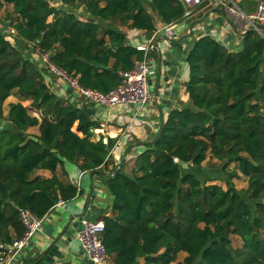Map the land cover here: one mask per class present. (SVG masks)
Instances as JSON below:
<instances>
[{
  "label": "trees",
  "instance_id": "16d2710c",
  "mask_svg": "<svg viewBox=\"0 0 264 264\" xmlns=\"http://www.w3.org/2000/svg\"><path fill=\"white\" fill-rule=\"evenodd\" d=\"M148 1L153 11L145 0H0V7L12 6L5 25L16 32L13 43L0 30V243L24 234L20 209L43 217L59 199L82 193L56 173L70 161L83 171L114 174L105 181L113 200L102 238L114 264H172L182 252L180 264H264L260 32L246 30L239 50L207 34L193 41L189 100L169 111L131 171L115 163L117 138L105 142L96 132L101 121L52 91L21 48V41L33 45L81 85L108 92L122 82L120 71L143 57L123 28L153 32L155 15L162 23L185 18L181 0ZM14 93L41 117L22 101L10 102L4 114ZM240 173L248 178L244 190L234 182ZM233 235L241 245H233Z\"/></svg>",
  "mask_w": 264,
  "mask_h": 264
},
{
  "label": "crops",
  "instance_id": "0c3cea01",
  "mask_svg": "<svg viewBox=\"0 0 264 264\" xmlns=\"http://www.w3.org/2000/svg\"><path fill=\"white\" fill-rule=\"evenodd\" d=\"M259 0H234L244 13L255 11ZM222 0H207L203 5L196 6L190 17L186 18L187 26L176 38L169 40V46L163 50H152V72L149 76L153 96L142 108L136 105L117 107H102L80 96L69 83L45 71L46 64H39L44 72L45 81L57 95L85 108L91 115L101 121L102 128L97 133L107 137L117 138L113 156L115 163H125L126 170L131 171L136 156L145 150L148 142L156 137L159 126L173 108L181 107L189 100L186 83L189 80L188 51L195 39L213 30L220 32L228 47L239 50L242 47L244 26H235L220 3ZM55 4H59L56 2ZM156 17L157 27L162 22ZM52 17L49 18L51 20ZM130 43L148 38L152 32L140 29L123 28ZM12 38V37H11ZM163 36L159 35L158 40ZM15 42V39H13ZM43 66V67H42ZM17 102V101H15ZM29 131V130H28ZM30 132V131H29ZM32 133H39L34 131ZM65 170V175H63ZM38 174L52 175L48 169L38 170ZM56 173L67 182L78 186V165L66 161L63 168ZM105 174V173H104ZM106 175V174H105ZM82 193L65 202V205H55L44 216L40 231L36 233L28 248L12 264H94L84 253L77 231L81 228L82 219H103L112 213L113 195L108 190L105 181L99 173L93 176L94 189L90 172L80 176ZM104 264H114L108 256Z\"/></svg>",
  "mask_w": 264,
  "mask_h": 264
},
{
  "label": "built area",
  "instance_id": "2783aa9c",
  "mask_svg": "<svg viewBox=\"0 0 264 264\" xmlns=\"http://www.w3.org/2000/svg\"><path fill=\"white\" fill-rule=\"evenodd\" d=\"M181 1L187 6L185 18L183 19L186 20L187 17L192 15L193 9L202 4L204 0ZM220 3L224 7L225 12L229 14L231 23L234 27L243 25L244 33L246 30L254 28L264 36V0L258 1L256 9L252 13H244L234 0H222ZM183 20L162 23L161 26L157 27L148 38L135 40L133 43L129 42L143 52V57L135 60L134 66L131 70L120 71L122 82L108 92L81 85L76 78L69 76L65 71L50 62L48 54L42 53L39 50L38 52L49 71L59 78L66 80L77 92L78 96L102 107L112 108L132 104L142 108L153 96L152 87L149 81V76L152 72L150 54L154 49L163 50L169 46V40L176 38L180 34L176 27ZM11 33L15 35L16 32L14 29H11ZM203 33V35H211L228 47L226 42H222L224 39L221 37L220 32L213 30L209 33ZM159 35L163 36L162 40H158ZM11 37L13 36H7L8 39L13 41ZM33 59L35 60V58ZM86 172L88 171H83L79 168L80 174L79 179L77 180L79 189L81 184L80 176ZM65 202V200L59 199L55 205H65ZM20 217L26 230L21 237L15 238L9 244L0 243V247L2 248L0 253V264H12L17 260L28 248L36 233L42 228L44 216H37L30 209L23 208L20 209ZM81 222L82 225L77 231V238L80 241L84 253L94 264H104L108 258V253L102 239L105 229L104 220L83 218Z\"/></svg>",
  "mask_w": 264,
  "mask_h": 264
},
{
  "label": "rangeland",
  "instance_id": "374dc122",
  "mask_svg": "<svg viewBox=\"0 0 264 264\" xmlns=\"http://www.w3.org/2000/svg\"><path fill=\"white\" fill-rule=\"evenodd\" d=\"M226 1H229V0H226ZM145 3L146 5L148 6L149 10L150 11H153L152 7H151V2H149L148 0H145ZM12 10V6L11 5H4V6H1L0 7V30L4 32V34H6V36H13L12 38L15 39L14 37V34L11 33V27L10 26H7L5 25L6 23H8V20H7V14ZM155 12V11H154ZM13 42V41H11ZM21 48L23 49V51L27 54V55H31L32 58H35V60L37 61H40L39 64H45L43 61H42V58L41 56L39 55V52H38V49L37 48H34L33 45L25 42V41H21ZM43 67V66H42ZM43 69L45 71L49 70L48 68H45L43 67ZM15 101H22L24 105H27L29 106L30 108V112L32 114H35V115H38L39 117L40 114L38 111H36L31 105H30V101L29 100H22L21 97L17 94V93H14V95L10 96L4 103V114L7 113V109H8V106H9V103L10 102H15ZM4 124V120H0V127ZM30 132H34V131H38V127H32V128H29L28 129ZM211 163H216L218 162L216 159H211L210 160ZM209 162V163H210ZM205 164H208V162H206ZM184 167H187L188 165L187 164H183ZM234 167V164L231 165V168ZM216 183H220L222 184L223 186H226L224 182L222 181H215ZM234 182H235V185L238 189H241V190H244L248 187V178L243 175L242 173H240V176L238 178H235L234 179ZM232 239H233V245L235 247L241 245V240L240 238H238L237 236L233 235L232 236ZM186 256V254L184 252L180 253L179 254V257H178V260L172 264H180V262L183 261L184 257Z\"/></svg>",
  "mask_w": 264,
  "mask_h": 264
},
{
  "label": "water",
  "instance_id": "95a60500",
  "mask_svg": "<svg viewBox=\"0 0 264 264\" xmlns=\"http://www.w3.org/2000/svg\"><path fill=\"white\" fill-rule=\"evenodd\" d=\"M186 26H187V23H186L185 20H183V21H182V22L176 27V29L178 30L179 33H182V32L184 31V29L186 28ZM163 121H164V120H163ZM95 173H99L104 181H108V180L111 179L112 176L114 175V174H112L111 176H106V175L104 174V170H103V169H98V170H96L95 172H90V178H91V182H92V189H91V192H90V196L92 195V192H93V189H94V180H93V176H94Z\"/></svg>",
  "mask_w": 264,
  "mask_h": 264
}]
</instances>
